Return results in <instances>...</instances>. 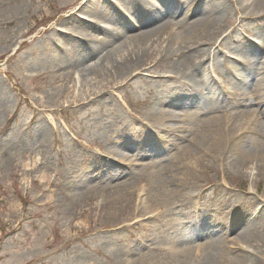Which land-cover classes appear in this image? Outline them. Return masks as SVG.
Returning a JSON list of instances; mask_svg holds the SVG:
<instances>
[{"label": "rangeland", "instance_id": "374dc122", "mask_svg": "<svg viewBox=\"0 0 264 264\" xmlns=\"http://www.w3.org/2000/svg\"><path fill=\"white\" fill-rule=\"evenodd\" d=\"M113 1L120 9L129 6ZM210 2L202 1L214 8ZM103 4L102 0H0V264H167L170 246L183 236L203 242L227 235L229 246L238 247L241 221L242 226H250L253 238L244 247L258 249L264 264V199L252 193L264 189V178L255 188L246 174L228 180L211 170L209 178L222 185L209 189L199 202H193L188 186L159 197L154 207L141 211L143 199L150 196L152 201L153 192L163 189L152 186L142 164H166L176 155V149L162 143L158 151L143 156L151 142L158 145L159 141L148 139L154 135L153 128H146L147 122L133 117L132 112L140 110L147 97L161 91L160 99L175 96L165 85L166 81H175L167 70L149 76L155 56L135 71L133 78L116 79L111 89L92 100L87 94L78 97L77 77L94 62L86 48L87 39L79 35L81 31L71 30L74 28L70 23L75 19L81 23L89 19L105 22L98 19L99 11L95 10ZM243 11H250L253 18L241 22ZM181 14L167 23L182 28L195 18L186 21ZM216 15L225 29L212 47L205 48L217 52L221 41L232 48L244 45V24L255 33H246L254 45L264 43V33L257 34L255 29L264 23V2L243 10L237 0H232ZM115 26L122 27L120 22ZM205 68L207 71V61ZM219 68L220 76L226 78L222 60ZM63 73L73 74L76 84L63 81ZM52 75L57 78L54 84H50ZM158 75L167 77L166 81ZM218 75L214 77L221 78ZM66 84L70 88L60 100L55 99L59 102L52 112V98L44 90L53 93V89H62ZM72 91L77 98L71 102ZM229 101L230 96L217 95L207 106L218 113L227 109ZM164 106L183 114L180 110L184 108H198L195 103ZM107 147L127 148L124 160L111 157ZM119 167H124L126 173L109 179ZM93 169L101 171L96 174ZM200 177L206 180L208 175L200 173ZM73 183L78 184L79 194L75 196L70 189ZM138 185L143 191L137 195ZM131 186L135 194L121 199L120 193ZM94 188L98 191L89 193ZM23 197L29 201L27 204ZM240 197L252 213L241 211V217L232 218L221 210L222 206L239 202ZM152 211L161 214L153 217ZM212 217L224 220L221 231L205 229ZM227 221H231L230 226ZM199 228L206 230L205 236L199 234Z\"/></svg>", "mask_w": 264, "mask_h": 264}, {"label": "bare ground", "instance_id": "6f19581e", "mask_svg": "<svg viewBox=\"0 0 264 264\" xmlns=\"http://www.w3.org/2000/svg\"><path fill=\"white\" fill-rule=\"evenodd\" d=\"M102 1L104 4L95 10L99 11L98 19H103L107 25L102 26L96 19H89L83 23L79 22L82 20L75 19L70 23L74 28H70L71 30L81 31L79 35L87 39L86 48L94 62L92 67H86L79 75L81 87L78 97L87 94V99L92 100L98 94L111 89L116 79L133 78L135 71L149 64L151 58L155 56L149 76H152L153 72L167 70L175 81L168 83L167 77L158 75L157 78L166 81V88L173 91L175 96L168 100L160 99L161 91L155 97H147L142 102L141 109L133 113V117L137 116L147 122L144 125L146 128L150 126L153 128L152 133L156 137L148 135L151 136L148 139L159 141L158 145L151 142L148 148H145L143 156L153 153L155 149L158 151L162 143L169 149H172V145L176 149V155L166 164L157 162L151 166L148 162L142 164L152 186L163 189L153 192L152 201L150 196H146L145 200L148 201L141 211L154 207L159 202V197L174 194L180 188L185 189L188 186L193 202H199L202 195H208L209 189L222 185L221 181L209 178L211 170H217L228 180H232L236 174H246L252 178L253 186L258 187L259 181L264 178V52L262 54L264 43L254 45L252 39L242 33V37L246 39L244 45H234L232 48L221 41L217 52L209 49L225 29L216 11L228 8V2L232 0H210L212 6L215 5L214 8L204 5L203 0H166L162 1L163 3L160 0H115L129 5L128 7L136 13V16L131 17L125 24V31L115 26L117 20L121 18L120 6L113 0ZM237 2L241 9L245 10L257 7L264 0ZM180 11L186 21L195 18L189 20L188 25L182 28L167 23ZM251 18L253 14L250 11H243L240 20L243 22ZM246 25H243L244 32L255 34L253 29ZM255 29L258 31L257 34L264 33V23H260ZM92 31L96 32L93 34ZM101 39L103 40L100 41ZM262 39L264 42V34ZM205 45L209 48H205ZM231 53L237 54L238 59H233ZM82 59L83 56L78 64L82 63ZM221 60L227 69L226 78L220 76ZM214 74H219L221 78L216 79ZM62 79L66 83H75L76 80L70 73H63ZM56 81L57 78L52 75L50 84ZM68 88L70 87L66 84L62 89H53V93L49 92L48 88L44 90L45 95L52 98V103H49L52 112L56 111L60 98ZM203 89H207V92L205 93ZM71 93L72 102L77 96L74 91ZM217 95L230 96V101L227 103V109L215 113L207 104ZM57 97L59 100H55ZM165 103L175 106L181 103L187 106L195 103L198 108L197 111L192 108L180 110L185 114L179 113V110L175 113L174 108H166ZM171 120H174L173 124ZM41 134L45 137L47 133L43 131ZM107 150L117 161L124 160L128 151L127 148L110 147H107ZM100 171L93 169L92 173L98 174ZM124 173L125 168L119 167L114 173H110L109 179ZM200 173L208 175L207 179L203 180ZM77 185L73 183L70 188L73 196L79 194ZM132 188L133 186L126 192H121L119 197L124 199L129 194H135L131 191ZM94 190L96 189H91L89 193H93ZM141 191L143 189L138 185L137 195ZM252 193L255 198L264 199V189L261 192L256 189ZM189 198L191 200V197ZM243 200L244 197H240L239 202L222 206L221 210L232 218L241 217L242 213L238 215L241 211L252 213V209L243 204ZM152 212L153 217L161 214V211ZM222 218L212 217L206 222L205 229L221 231L219 229L225 226ZM230 222L227 221L229 226ZM249 227L244 224L242 226L241 222V232L236 239V245L241 244L238 247L229 246L227 235L224 237L219 235L212 239L210 237L203 242L190 241L191 236H183L170 246L167 264H261L263 258L257 254L260 251L258 249L250 251L244 247V243L250 244L253 240ZM205 229L199 228V234L204 233L205 236Z\"/></svg>", "mask_w": 264, "mask_h": 264}]
</instances>
